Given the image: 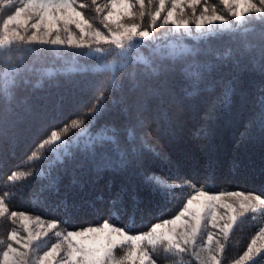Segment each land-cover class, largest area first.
<instances>
[{"label": "trees", "instance_id": "trees-1", "mask_svg": "<svg viewBox=\"0 0 264 264\" xmlns=\"http://www.w3.org/2000/svg\"><path fill=\"white\" fill-rule=\"evenodd\" d=\"M195 35L197 41L182 60L171 59L181 54L148 52L146 59L159 69L155 75L145 71L144 63L130 61L116 74L118 86L104 91L105 107L90 129L72 142L69 155L50 166L43 158H27L51 130L90 106L113 75L112 67L88 64L50 71L52 50L27 53L24 61L18 57L21 84L10 102L0 99V190L12 194L10 211L57 220L61 229L108 220L142 231L177 214L181 195L193 193L187 187L157 190L147 179L151 176L264 197V73L253 67L264 27L250 25L247 32L232 28L210 39ZM193 61L202 69L196 87L183 71ZM33 67L48 75L24 71ZM80 118L87 125L90 116ZM80 131L70 130L65 139ZM100 135L105 139L98 141ZM13 171L32 175L10 183ZM0 225L6 242L13 225L7 218ZM258 227L256 220L238 225L230 235L229 255L242 253Z\"/></svg>", "mask_w": 264, "mask_h": 264}, {"label": "snow or ice", "instance_id": "snow-or-ice-1", "mask_svg": "<svg viewBox=\"0 0 264 264\" xmlns=\"http://www.w3.org/2000/svg\"><path fill=\"white\" fill-rule=\"evenodd\" d=\"M17 3L18 6L13 7ZM8 8L12 11L5 15ZM88 8H92L96 16H86ZM145 16L149 17L146 26L143 25ZM97 24L106 29L107 34ZM255 24L264 27V0H212L211 5L209 0H147V5L146 0H104L101 4H97V0H90V3L83 0H0V72L4 73L0 99L5 103L14 99L15 89L21 84L22 69L12 67L13 57L25 52L87 48L97 54L115 53L119 58L118 64L113 63V75L98 89L90 106L80 113V116H90L88 124L78 116L59 130H51L27 158L28 162L43 158L50 166L69 155L72 142L90 129L92 121L105 107L102 103L104 91L118 86L116 74L130 61L142 62L146 72L158 73L152 61L142 58L139 52L142 47L149 46L146 42L155 38L157 27L172 26L176 30L173 35L184 37L194 25L197 35L210 39L228 34L232 28L247 32L248 26ZM184 55L171 59L182 60ZM253 67L264 73V43ZM24 71L48 75L34 67ZM183 71L196 87L202 78V69L193 61ZM261 107L264 109V102ZM261 123L264 126V111ZM72 129L81 131L66 140ZM103 139V135L98 137V141ZM45 150L48 156L43 155ZM30 175L31 172L13 171L7 180L15 183ZM147 179L157 190L175 192L187 187L194 194L181 195L177 214L150 225L148 231L139 234H130V228L116 227L108 220L98 226L61 231L57 220L45 221L23 211H10L8 200L12 194L0 190V220L7 218L16 226L9 230L6 244L0 240V245H4L0 250V264H157L154 256L161 250L165 258H176L175 264H222L233 230L246 218L255 221L257 216H264V198L260 195L242 191L213 193L204 186L197 188L188 182L181 184L157 176ZM18 229L26 236L22 237ZM46 238H54L56 242L45 244ZM117 249L123 254L117 256ZM260 259H264V222L259 224L246 250L233 264H257Z\"/></svg>", "mask_w": 264, "mask_h": 264}, {"label": "rangeland", "instance_id": "rangeland-1", "mask_svg": "<svg viewBox=\"0 0 264 264\" xmlns=\"http://www.w3.org/2000/svg\"><path fill=\"white\" fill-rule=\"evenodd\" d=\"M83 2L90 3V0H83ZM103 2H104V0H97V4H101ZM146 5H147V0H146ZM15 6H18V3L13 5V7H15ZM11 11H12V8L6 9L5 15L10 13ZM105 12H107V9L105 10ZM85 14L88 17L96 16V13L94 12V10L92 8L86 9ZM162 15H163V13H162ZM148 22H149V17L145 16L144 21H143V25L146 26L148 24ZM97 26L101 27V30L104 31L105 34H107L106 29H103L102 26H100L99 24H97ZM193 28L194 27L191 26V31L187 36L177 37V36L173 35V33L176 30L174 28H172V26H168L167 29L157 27L156 33H155V38L151 42H146L149 44V46L148 47H142L139 50V52L142 54V58L146 59L148 52H153V51H160V52L165 51L168 54L170 53V55H178V54H182L183 52H187V51L191 50L193 47V43L197 41V38L195 37L196 36L195 35L196 30ZM193 33H195V34H193ZM168 34H170V35H168ZM192 38L194 41L190 42V40ZM38 47H40V46H38ZM27 53H32V52H25L23 54L14 56L12 67L18 66L20 69H23L22 65L17 62V58L18 57L22 58V61H24V59H25L24 56ZM52 56H53V58H52V60L49 64V67H48V69H50V71H54V70L55 71H62V72L74 71V70H77V67H86L88 64H91L94 67L95 66H97V67H108V66L112 67L113 63H115V64L119 63V58L115 55V53L97 54V53H94L87 48H84V49H78V48L52 49ZM87 59H89V61H87ZM3 79H4V73L0 72V82L2 85H3ZM223 191H227V190H223ZM229 191H242V192H245L246 194L251 193V194L259 195L255 192L247 191V190H229ZM210 192L219 193L221 191H210ZM192 194H194V193H192ZM261 197L264 198L263 196H261ZM231 202H234V201H231ZM25 213L32 216L33 218L36 216H39L37 214H32L29 212H25ZM249 215H251V214H249ZM246 220L252 221L251 219H248V218H246ZM45 221H50V220H45ZM256 221L258 222V224H260L261 222H264V216H257ZM98 225L99 224L88 225L85 227L98 226ZM115 226L121 227L119 225H115ZM13 227H16V226L13 225ZM44 227L46 228L47 225L45 224ZM85 227H80V228H76V229H61V228H59L58 230H61V231L79 230V229H82ZM149 227L147 229L142 230V231L131 230L130 234H139V233L148 231ZM122 228H125V227H122ZM125 229L128 230L127 228H125ZM19 231H20V235L22 237L26 236L25 232H23L22 230H19ZM255 232L253 233V235L255 234ZM2 233H3V226L0 225V240H2V235H3ZM252 236H250L248 243H250ZM49 237H52V233H49ZM7 242L8 241H6L5 244ZM53 242H56L54 238H51V239L46 238L44 241L45 244H50ZM230 243H231V240H229L227 243L229 245V248L227 250H225L224 260L222 261V264H233V262L240 255H242V253L246 250V247H247L246 246L242 250L243 251L242 253L240 252L237 255H229L230 249L232 246ZM14 246H18V245H14ZM1 250H3V249H1ZM122 254L123 253H122L121 249L116 250L117 256H120ZM154 258L157 259V264H175V259H176V258H173L170 256L165 258V254L163 253L162 250L156 256H154ZM224 261H227V263H225Z\"/></svg>", "mask_w": 264, "mask_h": 264}]
</instances>
